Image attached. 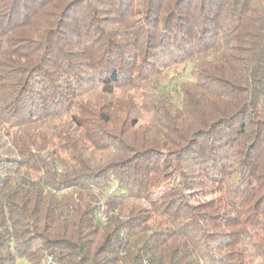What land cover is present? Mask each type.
<instances>
[{
	"label": "trees",
	"instance_id": "16d2710c",
	"mask_svg": "<svg viewBox=\"0 0 264 264\" xmlns=\"http://www.w3.org/2000/svg\"><path fill=\"white\" fill-rule=\"evenodd\" d=\"M19 261L264 264V0H0Z\"/></svg>",
	"mask_w": 264,
	"mask_h": 264
},
{
	"label": "rangeland",
	"instance_id": "374dc122",
	"mask_svg": "<svg viewBox=\"0 0 264 264\" xmlns=\"http://www.w3.org/2000/svg\"><path fill=\"white\" fill-rule=\"evenodd\" d=\"M183 68L181 66L171 69L168 71V75L163 82V85L165 86V93L167 96L172 97L173 99L176 98V93L171 89H169L170 85H174V83L177 81L176 79H179V76H181V79L179 82L184 83L187 80V74L183 72ZM175 80V81H174ZM196 199H194L195 202ZM17 264H24L22 261H19Z\"/></svg>",
	"mask_w": 264,
	"mask_h": 264
}]
</instances>
